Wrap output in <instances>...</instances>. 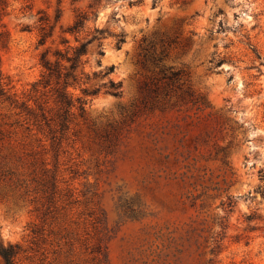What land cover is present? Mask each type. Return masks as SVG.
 Returning a JSON list of instances; mask_svg holds the SVG:
<instances>
[{"label": "rangeland", "instance_id": "obj_1", "mask_svg": "<svg viewBox=\"0 0 264 264\" xmlns=\"http://www.w3.org/2000/svg\"><path fill=\"white\" fill-rule=\"evenodd\" d=\"M6 12L0 248L19 246L15 264H264V0H7ZM44 16L58 20L40 45ZM80 43L62 107L54 80L38 83L41 57ZM152 45L159 65L143 57Z\"/></svg>", "mask_w": 264, "mask_h": 264}, {"label": "trees", "instance_id": "obj_2", "mask_svg": "<svg viewBox=\"0 0 264 264\" xmlns=\"http://www.w3.org/2000/svg\"><path fill=\"white\" fill-rule=\"evenodd\" d=\"M6 7L7 0H0V24H2L3 17L7 14ZM86 16V13H79L73 25L68 27L67 32L75 35V37L77 38V34L81 31L84 26ZM57 20L58 19L52 22L48 16H44L43 18L39 19L40 34L38 44H45L47 39L52 36ZM104 31V29L96 27L94 29V35H92L91 39L88 42H92L94 40L98 41ZM1 34L2 33H0V35ZM122 41L123 37H120L117 41V45L119 46V43ZM65 42L69 43L67 40ZM87 43H80L79 45L74 47L68 45L64 51H56L55 60H51L47 56L48 51L42 54L41 61L45 73L42 75V78L38 83L42 84V86L45 87L47 85H50L52 83V80H54V91L56 93L55 101L59 103L62 107L70 108L71 106H73L72 96L68 93L67 88L69 86H75L78 84L77 70L80 65L81 56L86 54L87 52ZM142 50L144 51V58H146L147 54L150 53V51L152 50L153 53H150L149 57L152 60L153 64L159 65L162 60V56H157L156 54H154L153 45L151 47L145 46ZM99 53L101 54L102 52L99 51ZM97 63L100 64L99 61H97ZM113 70L114 66L110 65L106 68L105 74ZM160 72L162 73L164 78L172 80L180 76L181 70H175L172 66L165 67L162 65L160 67ZM5 78L6 77L3 76L0 63V95H4L5 93H7L6 86L9 85V82L5 81ZM111 85L113 86L114 83L111 82ZM86 92L87 89L84 88L83 93ZM76 100L78 101L79 109L83 111L85 103L84 100L81 98H77ZM18 252V245H8L7 247L0 248V256L4 264H15V259Z\"/></svg>", "mask_w": 264, "mask_h": 264}]
</instances>
